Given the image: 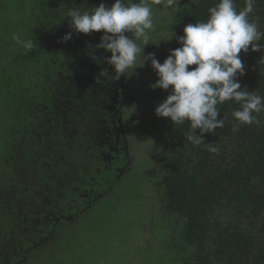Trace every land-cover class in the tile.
<instances>
[{
	"label": "trees",
	"instance_id": "trees-1",
	"mask_svg": "<svg viewBox=\"0 0 264 264\" xmlns=\"http://www.w3.org/2000/svg\"><path fill=\"white\" fill-rule=\"evenodd\" d=\"M219 2L174 0L159 17L174 45L155 58L163 63L182 46L184 27L206 21ZM101 3L115 0H0V264H264V110L239 125L240 105L218 104L224 127L203 134L216 154L185 139L189 122L164 117L150 168L126 181L125 95L100 74L115 75L111 53L95 47L103 30L76 33L66 17ZM249 20L264 32V0ZM14 35L33 40V50ZM239 56L241 88L264 97V50L249 45ZM150 202L155 213L144 221ZM142 224L157 242L135 248L129 238Z\"/></svg>",
	"mask_w": 264,
	"mask_h": 264
},
{
	"label": "clouds",
	"instance_id": "clouds-1",
	"mask_svg": "<svg viewBox=\"0 0 264 264\" xmlns=\"http://www.w3.org/2000/svg\"><path fill=\"white\" fill-rule=\"evenodd\" d=\"M173 3L174 0H167L168 5ZM255 3L256 0H245V7L237 12L234 0H220L215 7L208 9L206 21L184 27V34L177 38L182 46L171 50L163 63L155 58L154 53L144 54V47L150 43V30L154 28L152 6L146 0L137 3L115 0L111 7L101 3L91 11L69 9L66 17L70 29L76 33L103 30L104 35L95 47L111 53L105 62L115 75L109 76L108 70L103 69L102 76L118 81L128 69L136 68L138 56L143 59L141 66L150 60L158 77L152 87L168 90L171 86V94L155 108V114L170 118L174 126L189 122L190 131L185 139L194 146L204 145L207 151L216 154L218 147L205 143L203 134L224 127L225 117L217 119L220 114L218 104L229 100L238 103L240 107L232 112V116L239 125L253 124L256 122L253 113L264 110V97L242 89L237 80L238 74L244 75L239 54L248 52L249 45L252 51L264 50V45L259 43L264 32L249 20ZM125 33H131V38ZM71 36L72 32H69L62 40L67 42ZM13 39L27 52L36 45L33 40H21L15 35ZM137 40L142 41L143 47L137 44ZM190 65L196 67L189 70ZM197 129L200 135L196 134Z\"/></svg>",
	"mask_w": 264,
	"mask_h": 264
},
{
	"label": "rangeland",
	"instance_id": "rangeland-1",
	"mask_svg": "<svg viewBox=\"0 0 264 264\" xmlns=\"http://www.w3.org/2000/svg\"><path fill=\"white\" fill-rule=\"evenodd\" d=\"M156 8L153 11V23L154 28L149 33V44L144 47V54L154 53L155 56L165 50L164 46L171 39L166 36L165 33H161L160 26L162 23L159 17L165 15L168 11L167 0H164L161 4L157 3L156 0H146L151 2ZM138 0H133V3H137ZM161 28V29H160ZM129 36V35H127ZM137 44L143 47V43L140 40L136 41ZM169 44V43H168ZM142 57L138 56L136 61V68L128 69L125 75H122L118 80L122 87L120 96L125 95L123 100V124L125 133L130 143L129 154H130V176L127 174L124 178L126 181L132 179L133 184L141 178H137L135 173L140 172L141 175L145 173V170L150 168V153L154 152L158 144H161L158 134L162 132L166 127V120L164 117H158L155 114V108L158 106V97L164 94V90L152 85L156 82L157 75L154 69L151 67V62L146 61L143 66ZM164 97L166 95H163ZM146 120V122H145ZM144 131L145 134L142 133ZM157 137V138H156ZM153 202H150L146 209L143 210L142 219L147 221L154 215ZM142 228L135 229L129 238V241L135 242V248L144 245L151 246L157 242L156 234L151 230V226L148 224ZM149 234H152L151 236ZM154 255L157 250H154ZM157 259V258H156Z\"/></svg>",
	"mask_w": 264,
	"mask_h": 264
},
{
	"label": "flooded vegetation",
	"instance_id": "flooded-vegetation-1",
	"mask_svg": "<svg viewBox=\"0 0 264 264\" xmlns=\"http://www.w3.org/2000/svg\"><path fill=\"white\" fill-rule=\"evenodd\" d=\"M160 27L163 28V29L160 28V29H161V33H160V34L165 33L167 37H169L170 39H173V37H171V35H170L169 32H168L169 28H165V27H166V23H164V24L161 25ZM168 43H169V44H168ZM168 43H166L165 46H164L165 50H166L167 48H171V47H173V45H174V40H172V42H171V40H170ZM165 50H164V51H165ZM157 78H158V77H157ZM163 95H166V96H167V91H166V90H164V94H163ZM163 95H161V96H163ZM166 96H165V97H166ZM163 97H164V96H163ZM158 98H160V96H159Z\"/></svg>",
	"mask_w": 264,
	"mask_h": 264
}]
</instances>
